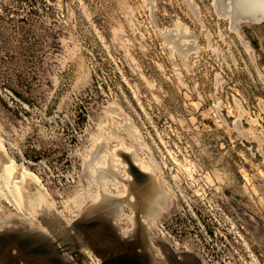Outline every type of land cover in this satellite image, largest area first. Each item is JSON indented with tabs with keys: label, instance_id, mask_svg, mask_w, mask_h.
Instances as JSON below:
<instances>
[{
	"label": "rangeland",
	"instance_id": "1",
	"mask_svg": "<svg viewBox=\"0 0 264 264\" xmlns=\"http://www.w3.org/2000/svg\"><path fill=\"white\" fill-rule=\"evenodd\" d=\"M0 149L39 184L19 185L22 210L0 184V235H41L42 207L79 233L105 195L96 172L121 153L134 184L155 181L171 201L138 247L152 261L164 243L215 257L206 230L227 237L228 264H264V23L233 29L216 0H0ZM124 211L115 228L128 235ZM83 241L91 256L54 240L1 251L0 264L111 258Z\"/></svg>",
	"mask_w": 264,
	"mask_h": 264
},
{
	"label": "bare ground",
	"instance_id": "2",
	"mask_svg": "<svg viewBox=\"0 0 264 264\" xmlns=\"http://www.w3.org/2000/svg\"><path fill=\"white\" fill-rule=\"evenodd\" d=\"M216 5L220 15L228 18L231 21L233 29H235L236 26L241 24L260 25L264 19V0H228V1L216 0ZM259 15L262 16L261 20H257V21L238 20L239 17L242 16L257 17ZM103 145L104 144H102V146ZM0 150L2 151V149ZM1 151L0 153H2ZM102 153L106 154L105 151L101 152V154ZM93 157L94 158L92 159V162L94 164L99 165L101 163L99 155L95 154L93 155ZM130 158L132 159L133 163L137 165L139 168H142V170H144L145 173L148 174L150 173L154 175L155 169H153L152 166H150L147 162L138 158L134 154H132ZM114 162L115 163L112 164L110 161L108 162L107 167L100 168L96 172V176H95L96 179L94 180L92 179L93 180L92 182L95 183L104 192L105 195L101 194L99 196L100 197L99 202H97L95 206L87 210L86 215L94 217V216H98L97 213L100 212L110 217L113 220L124 219L128 217L125 214L124 208L128 207L134 213V216L130 217L129 219L131 220V222L135 227V230L133 228L135 233L134 235L138 236L139 222L140 223L142 222L143 224L142 228L144 227L145 231L146 228L151 230L152 227L154 226V223L157 222L165 213L168 212L171 201L167 197L168 195H166V193L162 191L161 189L162 187H160L155 181H152L150 185H148L146 190H144L145 192L142 191L141 193L142 195H140V193L138 194L135 187L136 184L133 183L134 180L131 174L129 173L128 170L129 167L127 166L125 160L122 158L121 153L115 154ZM17 172H18L17 168L12 166L10 162L1 161V166H0V184L2 186L1 188H3V192L7 200L13 205H15L17 208L22 210L28 208L26 206L27 202L25 203L26 199L24 200L22 193L23 187L21 186L24 185L22 183L23 182L25 183L28 180L31 181L34 180H32L29 177V175L25 172H22L20 174H18ZM123 172L128 173L125 179L121 178V174ZM34 182L38 184V182L36 181ZM26 183L25 185H27ZM20 184L22 185L19 186ZM108 186H113L114 189H119L124 187L125 190L124 194L118 198L111 197L107 194L106 191ZM43 209L44 211H42ZM41 211L43 215L41 214L39 217L41 219V223L43 224L45 230L41 233L42 239H40V236L38 234H37L38 236L35 235L34 239L35 241L38 242V244L43 245L45 243L46 238L50 236V238L52 239L51 241L58 240L61 245L68 247L71 250L75 248H79V250L81 249L82 252H85L86 254L91 256V250L89 249L87 244L83 241L82 236L77 234L78 232L75 231L73 227L69 228L70 225L61 221L58 218V216L53 212V210L51 211L50 207H42ZM7 225H11V224H7ZM134 235L133 237H135ZM71 237H74L77 246H75V243L72 241ZM124 249L128 251L130 248L128 246V247H124Z\"/></svg>",
	"mask_w": 264,
	"mask_h": 264
},
{
	"label": "flooded vegetation",
	"instance_id": "3",
	"mask_svg": "<svg viewBox=\"0 0 264 264\" xmlns=\"http://www.w3.org/2000/svg\"><path fill=\"white\" fill-rule=\"evenodd\" d=\"M143 184L144 182L140 180V182L136 183L135 186L138 194L140 193V195H142L141 193L144 190V188L141 187V185ZM99 215L102 214H98V216ZM103 216L106 215L103 214ZM118 220L119 219H114L113 222L115 223V221L117 222ZM142 225H143L142 222L141 223L139 222L138 236L134 235L135 228L134 230L132 228L128 235H124L123 234L124 229L116 225L117 226L116 230L119 234V236L117 235L118 237H116V239H119V237H122L123 239L130 238L129 240H123L120 238L119 241H117L118 243L116 242L117 243L116 244L115 241L112 239L111 235H109V232H107L108 229L106 228V226L102 224L100 228L101 230L99 232L100 235L98 234L97 235L98 237L96 238L99 243L100 242L104 243L103 244L104 246L101 245L98 246L99 253L108 252V254L111 255V258H105L103 261H100L98 264H205V262L203 263V261L198 256L190 253L185 246H180L179 244V246L173 247L167 243L163 244L164 248L162 249L165 258L159 261H152L149 258V256H146L147 254H143L142 251L138 248L143 246V244L147 240V237L149 236L147 230L145 231L144 227L142 228ZM83 229L85 230L84 232L87 233L90 232V230H88L86 226ZM143 230L145 231V233ZM192 232L194 233L195 230L192 229ZM133 235L135 237H133ZM190 235L193 234L191 233ZM128 246L130 249L126 251L124 247H128Z\"/></svg>",
	"mask_w": 264,
	"mask_h": 264
},
{
	"label": "water",
	"instance_id": "4",
	"mask_svg": "<svg viewBox=\"0 0 264 264\" xmlns=\"http://www.w3.org/2000/svg\"><path fill=\"white\" fill-rule=\"evenodd\" d=\"M261 19H262V16L259 15L257 17L242 16V17H239L238 20H246V21L256 20L257 21V20H261ZM262 23H264V19L261 22V24ZM135 169L137 170L138 168L135 167ZM102 224H104L106 226V228L108 229L107 232H109V235H111V237L115 241V243L117 241H119L120 237H119V239H116V237H118L119 234L115 228V223L113 222V220L111 218H109L107 216L99 215V216L91 217V216L86 215L83 217V219L81 221L77 222V224H75V226H74L75 229L78 230L79 233H81V234H79V233H77V234H79L81 236L83 235L84 238L83 237L82 238L89 241L93 245V251L96 254L98 253V252H96V251H98L97 250L98 246H100V245L104 246L103 245L104 243H101V242L99 243L96 239L98 237L97 235L99 234V232L101 230L100 228H101ZM85 226L88 228V230H90L89 233L84 232L85 230L83 228ZM39 236H40V239H42L41 235H39ZM34 238H35V234H25L22 232H15V233L8 234V235H0V252L4 251L6 249H14V248L15 249L26 248L28 251H32V250L36 249L37 251L39 250L41 252H47L48 250L46 248L42 247L41 245H40V247L37 246ZM105 238H106V236H105ZM44 244L51 247V241L47 238H46Z\"/></svg>",
	"mask_w": 264,
	"mask_h": 264
},
{
	"label": "built area",
	"instance_id": "5",
	"mask_svg": "<svg viewBox=\"0 0 264 264\" xmlns=\"http://www.w3.org/2000/svg\"><path fill=\"white\" fill-rule=\"evenodd\" d=\"M162 228H164V226H161ZM203 230H205L204 227H202ZM204 236H205V240H206V249L208 251V253H214L216 256L214 257L213 255H211L212 257L209 258V254H207V259L205 262V264H228V256L226 255V249L224 246V242L227 241V237L224 235H220V238H218L217 234H214V238L215 239H219V243L217 242L214 244L213 242L215 241L214 239L211 238V236L208 234V232L205 230L204 231ZM209 240V241H207ZM212 244V245H211Z\"/></svg>",
	"mask_w": 264,
	"mask_h": 264
}]
</instances>
